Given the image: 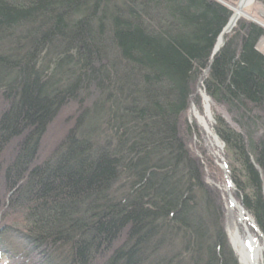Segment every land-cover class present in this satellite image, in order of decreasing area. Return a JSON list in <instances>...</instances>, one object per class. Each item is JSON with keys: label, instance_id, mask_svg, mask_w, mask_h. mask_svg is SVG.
I'll return each instance as SVG.
<instances>
[{"label": "trees", "instance_id": "16d2710c", "mask_svg": "<svg viewBox=\"0 0 264 264\" xmlns=\"http://www.w3.org/2000/svg\"><path fill=\"white\" fill-rule=\"evenodd\" d=\"M237 2L0 0L3 255L240 264L185 119L209 70L228 175L264 236V25L240 18L211 56Z\"/></svg>", "mask_w": 264, "mask_h": 264}, {"label": "rangeland", "instance_id": "374dc122", "mask_svg": "<svg viewBox=\"0 0 264 264\" xmlns=\"http://www.w3.org/2000/svg\"><path fill=\"white\" fill-rule=\"evenodd\" d=\"M238 3V2H237ZM236 5V4H235ZM234 9V6H232ZM242 18H246L248 20L254 19L256 22L259 21L260 23L264 24V9L263 5L260 4V2H256L250 9L245 10L242 13ZM259 50L261 52H264V39L259 42ZM203 77L204 73L202 76H200V79L198 80V84L196 86L195 93L193 97L190 98V106L188 109V112L185 116L186 122L190 126V135L188 136V144L190 145V148L192 152L194 153L195 157L198 158V161L203 165V171H204V182L207 186L211 187L213 191H215L216 196H217V201L220 204V198L219 195L222 198V203H223V208H224V219H225V230L227 229L228 222L231 221L229 218L230 213L231 216L235 217L236 213L231 212L228 206V198L226 197V187L227 184L229 185V180L230 176L229 174V169H228V159L226 157L224 149H218L214 143V140L212 137H208V135L205 133L201 127L197 126L192 120L191 117H194L192 113V107L195 105L198 107L200 110H205V98L203 97L202 93L199 92V90H203L208 101L209 105V110L211 112V115L213 117V122L211 124V128L213 130V133L217 134L214 131V126L215 123L214 116H215V111H213L212 105H211V100L209 95L207 94L205 88H204V83H203ZM69 114V113H68ZM68 114H64V112L56 119L55 123L49 128V131L45 138H43V144L44 148L41 151L42 157H45L47 153L51 152L53 147L55 146L56 142L59 141L62 137V134L64 132L65 126L64 125L67 118ZM194 119V118H193ZM225 145V144H224ZM217 149V150H216ZM220 164H225L227 165V168L225 169L222 165ZM233 186V184H232ZM231 187V186H230ZM234 191L233 194L238 199V201L242 204L241 202V197L237 192V188L234 186ZM243 205V204H242ZM247 210V209H246ZM252 217L251 213L249 210H247ZM253 218V217H252ZM255 220V218H254ZM256 222V220H255ZM257 225V224H256ZM227 234H228V230ZM263 233V232H262ZM228 239L229 234H228ZM264 239V236H263ZM231 247L233 252H235V249L233 248L232 242L230 241ZM10 247H13V244L10 243ZM2 251H4L2 249ZM235 255L237 257V261L240 262L239 257L237 252H235ZM21 262V263H20ZM26 264V261L22 259L21 260H15L10 257V254L5 253L4 255L1 256L0 254V264Z\"/></svg>", "mask_w": 264, "mask_h": 264}, {"label": "bare ground", "instance_id": "6f19581e", "mask_svg": "<svg viewBox=\"0 0 264 264\" xmlns=\"http://www.w3.org/2000/svg\"><path fill=\"white\" fill-rule=\"evenodd\" d=\"M256 2H258V0H238V3L234 6V9L231 6L233 15L229 19L226 31L232 30L242 17V13L245 10L250 9V7H252ZM260 24L262 25L263 23ZM226 35L227 34L219 36L216 43L218 48L221 46V43L225 39ZM207 73L208 70L204 72V75ZM199 92H201L205 98V110H200L194 105L191 110L194 117H191V120L197 126H199V128L201 127L208 137H212L218 149H224L225 143H222L219 136L213 133L211 128L213 117L207 104V96L203 90L200 89ZM220 165L224 167L225 164ZM232 184H227L225 189V194L228 198L227 208H229L231 212L236 213L235 217L231 216L232 213H230L229 218L231 221L228 222L226 229L228 230L230 241L232 242L233 248L235 249V252H237L239 260L242 262V264H264V239L262 230L258 228L254 218L250 216L246 208L234 196L233 191L235 189ZM0 254L1 256L3 255L1 250Z\"/></svg>", "mask_w": 264, "mask_h": 264}, {"label": "water", "instance_id": "95a60500", "mask_svg": "<svg viewBox=\"0 0 264 264\" xmlns=\"http://www.w3.org/2000/svg\"><path fill=\"white\" fill-rule=\"evenodd\" d=\"M226 28H227V26L222 30V32L220 33V35H224V34H228V33H230V31L231 30H229V31H226ZM219 35V36H220ZM224 42H225V39L223 40V42L221 43V46H219V48L217 47V45L215 46V48H214V50H213V52H212V60H213V58L215 57V55L219 52V50L224 46L223 44H224ZM208 72H209V70H208ZM208 98V97H207ZM209 99V98H208ZM209 106V105H208ZM224 168L226 169L227 168V165H224ZM229 183L230 184H232V181L231 180H229ZM262 235H263V233H262Z\"/></svg>", "mask_w": 264, "mask_h": 264}]
</instances>
